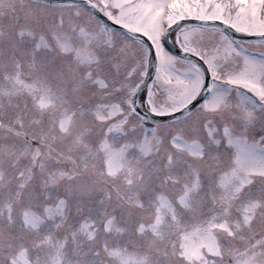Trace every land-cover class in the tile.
I'll return each mask as SVG.
<instances>
[{"label": "snow or ice", "instance_id": "snow-or-ice-1", "mask_svg": "<svg viewBox=\"0 0 264 264\" xmlns=\"http://www.w3.org/2000/svg\"><path fill=\"white\" fill-rule=\"evenodd\" d=\"M0 264H264V0H0Z\"/></svg>", "mask_w": 264, "mask_h": 264}, {"label": "rangeland", "instance_id": "rangeland-1", "mask_svg": "<svg viewBox=\"0 0 264 264\" xmlns=\"http://www.w3.org/2000/svg\"><path fill=\"white\" fill-rule=\"evenodd\" d=\"M15 2L17 5V13L21 18H23L26 11L34 7V2H31L30 0H15ZM4 22H7V18H5Z\"/></svg>", "mask_w": 264, "mask_h": 264}, {"label": "water", "instance_id": "water-1", "mask_svg": "<svg viewBox=\"0 0 264 264\" xmlns=\"http://www.w3.org/2000/svg\"><path fill=\"white\" fill-rule=\"evenodd\" d=\"M170 46V45H169Z\"/></svg>", "mask_w": 264, "mask_h": 264}]
</instances>
